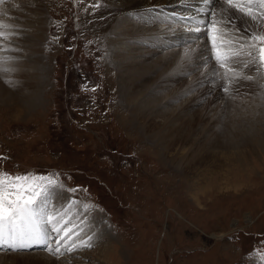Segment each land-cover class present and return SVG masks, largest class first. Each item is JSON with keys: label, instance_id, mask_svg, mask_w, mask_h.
<instances>
[{"label": "rangeland", "instance_id": "374dc122", "mask_svg": "<svg viewBox=\"0 0 264 264\" xmlns=\"http://www.w3.org/2000/svg\"><path fill=\"white\" fill-rule=\"evenodd\" d=\"M84 3L52 0L42 6L47 20L41 65L45 73L35 105L20 113L10 97L9 101L0 97V169L14 174H58L66 189L77 188L74 193H62L67 200L77 201L69 216L80 209L88 216L92 247H80L74 252L63 248L56 264H264L259 259L264 252V151L248 155L247 167L241 166L240 157L230 153L237 158L233 162L218 150L213 151L215 159L204 164L201 159L199 166L187 170L183 160L174 162L164 147L148 135L137 109L127 104L119 65L112 59L104 36L83 29L79 10ZM34 4L35 0H0V21L12 22L10 25L6 21L7 26L2 28L10 30L12 34L8 32L6 37L12 42L0 37V53L22 56L13 63L23 61L29 54L20 42L33 24L20 22L23 19L9 12ZM140 15L133 13L129 19L136 23ZM30 16L33 21V14ZM156 24L164 25L161 21ZM191 44L166 40L158 52L141 57L144 63L140 62L143 67L139 75L150 77L144 85L150 84L147 91H151L144 92L141 100L154 95L157 102L152 104L157 109L145 112L157 123L173 115L186 117V113H193L195 120L201 119L199 113H203L209 99L223 109L222 115L227 110L224 103L232 94L226 96L218 90L221 82L210 83L211 75L205 84L211 93L196 88L179 91L178 82L191 81L195 73L201 76L209 70L207 66L185 72L180 81L168 86L158 84L161 80L158 82L157 75ZM8 45L17 48L9 50ZM155 45L150 39L134 44L137 54L150 51ZM200 48L210 49V42L205 41ZM168 51L173 53L168 56L169 61L166 59L161 67L149 71L151 66L146 65L169 55ZM70 57L73 59L65 62ZM192 59L195 61L194 56ZM7 64H12L10 59ZM245 75L253 76V81L245 82L254 86L253 72ZM261 77L260 86L264 85V74ZM4 81L8 90L13 84ZM196 93L198 99L188 102ZM240 95L250 101L257 94L243 91ZM259 95L264 97L263 92ZM213 112V107L207 109L209 115ZM258 116L264 117V103ZM256 120L254 125L262 127ZM196 134L197 131L188 139L186 147L191 146L195 136L199 137ZM169 153L176 155L174 151ZM94 214L101 218L97 226L91 227ZM82 234L77 242L90 236ZM94 234L101 239H95ZM108 245L112 246V251L107 250L111 256L104 260L103 251ZM39 246L19 251L0 248V253L41 251L50 255Z\"/></svg>", "mask_w": 264, "mask_h": 264}, {"label": "bare ground", "instance_id": "6f19581e", "mask_svg": "<svg viewBox=\"0 0 264 264\" xmlns=\"http://www.w3.org/2000/svg\"><path fill=\"white\" fill-rule=\"evenodd\" d=\"M49 1L52 0H35L34 5H32L31 7H24L26 10H20L21 13H19L20 11L9 12V14L12 13L15 17L17 16V18L23 19V21L20 22L33 24L32 27L29 26L30 31L28 33H25L23 38L24 41L20 42L29 52V54L25 55L26 57L23 56L25 58L23 61L13 63L15 61H18L17 59L22 57L19 56V54L11 52L0 53V62H3L0 63V97L5 101H9L8 98L10 97V99L13 100L16 105L18 104L17 108L20 113L32 107L33 104L35 105L37 94H39L38 92L42 88L41 86L44 82L42 80V76H44L45 72L42 71L41 65L43 64L44 52L42 50V47L47 20L45 18V15H43L44 10L42 6L49 4ZM93 2L94 0L84 3L82 8L79 10L81 25L83 29L90 31L93 34L104 36V41L107 43V46H109V51L112 52V59L116 62V64L119 65V78L121 81V85L125 90L124 93L126 96L125 100L127 104L132 105L134 109H137L139 118L148 128V135L151 138L155 139L158 145L160 144V146L162 145L164 147L162 149L166 154L168 153L170 154V156H172L171 159L174 162L177 160H183V163L186 162L185 168L187 170L192 166L196 167V164L199 166V164L202 163L201 161H199L201 159L204 161L203 164L210 159H215L213 151L218 150L219 153L225 155V158L231 161L237 160V158H235L233 155L240 157V159L243 160L241 166L247 167L249 164L246 161L248 155H251L256 151H264V117L258 116V109L260 105L264 103V97L262 95H259L260 92L264 93V87H261L259 85V83L262 82L261 74H264V69H261L259 72H257L255 70H245L242 67H237V71H242L244 75L247 71L253 72L256 82L254 86L247 84L245 81L241 82V86L238 90L239 94L232 93V96H229L228 101L224 103V105H226L227 107L224 115H222L223 109H221L219 105H213L212 99H209L206 106H204L203 113L202 111L201 114L199 113L201 119L198 120H195L193 118V113H186L188 115L186 117H184L185 115L181 117L180 115L182 114L175 116L173 115V117L165 119V121L163 120V123H157L155 122L157 119L153 120V117H148V115L146 114L147 112H145L147 110L153 112L152 110L157 106H154L152 103L157 101H155L156 99L153 98L154 93L152 94L153 97L145 100L143 99L144 101L141 100L145 95L143 93L149 91L147 87L150 85H144L149 76H140L141 74L139 73L141 67H143L140 62L144 61V59H142L141 57L147 58L152 53L158 52L159 47H162L166 40L173 41L176 39V42L184 43V39L187 38V33L183 32V23L179 21L175 16L171 17V19H165L164 17L165 15L176 12H182L184 15H196V9L200 6V4L196 2V0H193L192 6L181 4L180 0H102L105 5L104 7L96 10L88 8V10L85 11L88 5L92 4ZM152 6H157L156 11L152 13L147 12L146 10ZM23 13L28 14L24 15ZM133 13L141 14L140 20H138L136 23H134L132 20L130 21L129 19V16ZM156 13H160V16L158 18H156ZM31 14H33L34 16L33 21L31 19L32 17H29V15ZM5 20L10 23V20ZM6 21H0V23H2L3 25L5 24V27L7 26ZM159 21L163 22L164 25L156 24ZM144 22H153L155 24L149 26L144 24ZM16 23L17 22L15 21V25H17ZM2 28L3 27H0L1 31H3ZM3 32L5 33L6 41H11V38L6 37V35L11 33L10 30H6ZM15 33L18 32L15 31ZM173 33H176V35H173ZM181 34H183V37H181ZM149 39L152 41L154 40L157 43V45L154 46L155 48H152L150 51H142L137 54V51H135V48L137 47H135L134 44L144 43ZM205 41L206 39L197 41L195 44H191L189 46V49H192L193 51L188 57H185V53L182 55L179 52V54H177L176 60L174 62L170 61L171 64H168L165 67V69L163 70V72L165 73L162 72L159 74V76L157 75L156 79L158 80V82L159 80H161L158 84L166 86L167 84L173 83L176 80L178 82L185 72H191L192 68L194 67V61L192 57L194 56V58H196V56L198 55L195 49H197V47L200 48V46L204 44ZM29 42H32V45H28ZM169 43L172 44L171 42ZM9 45L12 44L10 43ZM9 45L6 46V48L9 50L17 48L11 47ZM169 52L170 51H168V53ZM183 52H185V48L183 49ZM131 53L132 57L130 56ZM170 54L173 53L170 52L169 55L159 57L157 58V60H155V58L153 60L154 63H147L148 65H146V67L151 66L149 71H152V69L154 68L161 67L162 63L165 62L168 56H171ZM128 58H130V61H126V59ZM9 59L11 60V65L7 64V61ZM167 60L169 61V59ZM14 66L16 67L13 68ZM4 69H7V71H4ZM208 71L209 70H207V72ZM162 75H164L165 77H163ZM209 75L211 74L209 73ZM209 75L202 81L201 86L196 88L193 86L201 76H199L197 73L193 74V78L191 81H180L177 83V86H179V91L182 92L187 91L189 88H196L201 89V91L207 92L209 89L205 84L209 81ZM161 76L162 78L160 79ZM4 80H7L13 84H9L10 88L8 90L7 88H5L7 86L4 85ZM248 87H252L253 89H249ZM201 91L198 90L199 95L202 94ZM243 91L254 92L257 95L253 98L251 97L249 101L240 95V92ZM150 92L148 93L150 94ZM168 99H171V96ZM197 99L198 96L196 93L188 102L193 103ZM160 103L158 104V107ZM190 103H187V105ZM184 105H186V103ZM210 107H213L214 109L213 114L211 113L212 115H209L207 113V109ZM254 120L257 121V124L261 122L260 124L262 127H256V125H254L253 123ZM196 131V135H199V137L195 136L193 142H191V146H187V148L186 145L188 143V139L193 134H195ZM192 146L194 148H192ZM170 151H174L176 155H172L171 153H169ZM230 153H233V155ZM63 195L64 194H62V196ZM65 198L66 196L64 195L63 200L66 203L68 201V197L66 199ZM75 207V204L71 205L70 210H68V214L65 217L68 222H72L70 224L68 223L67 226L69 228H72L74 225H78L79 227L77 228V230L79 231L82 229V235L86 234L88 236L90 235L89 231L91 230L87 214L83 211H80V209L76 211L74 215L69 216V212H72ZM94 216L95 217H93L92 223H90L91 227L94 225L97 226L101 218H99L95 214ZM94 238L98 240L101 239L100 236L95 234ZM111 247L112 246L108 245L107 247H105L107 249H105L104 251L102 250L104 254V260L110 259L111 252L107 250L112 251ZM0 248L5 247L0 246ZM57 259L58 257H54L53 255L51 256V254L48 256L41 253V251L25 254L5 251H1L0 253V264H56L57 262H59L57 261Z\"/></svg>", "mask_w": 264, "mask_h": 264}, {"label": "snow or ice", "instance_id": "6c2138e0", "mask_svg": "<svg viewBox=\"0 0 264 264\" xmlns=\"http://www.w3.org/2000/svg\"><path fill=\"white\" fill-rule=\"evenodd\" d=\"M80 2L84 3L85 0ZM196 2L201 5L196 9V15L178 17L183 22V32L187 33L185 45L205 39L210 42V49H195L198 55L192 70L199 71L207 66L209 71L203 73L193 87H200L210 73V83L221 82L218 90L223 94H239L241 82L253 81L254 78L237 71V67L257 72L264 69V0ZM180 3L192 6L193 0H180ZM104 6L102 0H94L85 11ZM156 7H149L146 11L155 12ZM176 15L172 13L164 18L171 19ZM159 16L160 13H156V18ZM237 20L241 22L239 25ZM0 27L4 25L0 23ZM4 36L5 33L0 31V37ZM192 51L186 48L185 57ZM210 62L214 63L209 66ZM192 90L193 88H189L187 92ZM209 91L211 93V89ZM57 176L58 174H14L0 169V246L19 251L43 245L40 250L56 257L62 254V246L67 252H74L80 247H92L93 237L88 236L77 242L82 229L77 231L78 225L72 228L67 226L65 217L70 206L77 201L73 199L65 203L62 193H74L77 188L66 189ZM87 207L89 206L85 205ZM259 259L264 261V252L260 253Z\"/></svg>", "mask_w": 264, "mask_h": 264}, {"label": "trees", "instance_id": "16d2710c", "mask_svg": "<svg viewBox=\"0 0 264 264\" xmlns=\"http://www.w3.org/2000/svg\"><path fill=\"white\" fill-rule=\"evenodd\" d=\"M69 59H73V57H70V58H68V59H65V62L69 61Z\"/></svg>", "mask_w": 264, "mask_h": 264}]
</instances>
